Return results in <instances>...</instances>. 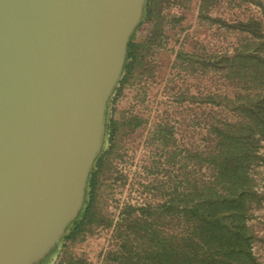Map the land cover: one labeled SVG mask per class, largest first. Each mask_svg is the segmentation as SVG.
<instances>
[{
  "label": "water",
  "instance_id": "1",
  "mask_svg": "<svg viewBox=\"0 0 264 264\" xmlns=\"http://www.w3.org/2000/svg\"><path fill=\"white\" fill-rule=\"evenodd\" d=\"M146 0H0V264H39L83 206Z\"/></svg>",
  "mask_w": 264,
  "mask_h": 264
},
{
  "label": "rangeland",
  "instance_id": "2",
  "mask_svg": "<svg viewBox=\"0 0 264 264\" xmlns=\"http://www.w3.org/2000/svg\"><path fill=\"white\" fill-rule=\"evenodd\" d=\"M201 0H170L158 5L162 24L155 42L129 78H120L109 98L106 119L114 121V148L105 157L98 200L102 221L86 232L82 240L61 238L42 264H117L110 253L120 243L118 224L127 206L155 207L173 193L188 192L194 181L202 183L212 175L208 163L216 145L215 127L238 120L223 105L206 101L209 95L234 97L239 81L226 77V70L206 60L219 58L243 40L246 33L227 28L219 21L199 15ZM205 14L229 23L251 17L262 20L259 6L241 0H211ZM152 21L145 19L133 41L142 42L151 34ZM192 58L194 61L180 59ZM204 60L203 63L200 60ZM123 75H121L122 77ZM134 127H131V125ZM157 127L169 135L159 145L148 140ZM103 141L102 148L109 146ZM260 153L264 154V140ZM256 187L264 196V163L253 171ZM136 214V212H135ZM257 232L254 252L264 264V199L250 220ZM175 232L174 224L158 226Z\"/></svg>",
  "mask_w": 264,
  "mask_h": 264
},
{
  "label": "trees",
  "instance_id": "3",
  "mask_svg": "<svg viewBox=\"0 0 264 264\" xmlns=\"http://www.w3.org/2000/svg\"><path fill=\"white\" fill-rule=\"evenodd\" d=\"M162 1L146 0L143 17L152 21L151 34L142 42H134L131 35L122 78L131 77L135 68L144 63L143 58L159 33L162 16L157 8ZM253 3L264 13V0H241ZM211 0H201V17L219 21L227 28L246 33L238 45L233 46L219 58L206 60L214 67L226 70V77L239 81L242 90L234 97L209 95L206 101L223 105L239 118L215 127L216 145L209 157L212 168L209 180L189 186V191L173 193L155 207L135 208L127 206L122 221L118 224L120 243L110 253L117 264H262L253 246L257 232L250 223L254 210L261 205L264 196L255 186L253 171L257 164L264 163L260 153L264 140V34L262 20L249 18L229 23L221 18L205 14ZM183 54L177 53L180 59ZM187 59L194 61L191 57ZM201 60V59H197ZM109 108H107V115ZM131 125V124H129ZM134 125V124H133ZM131 125V127H134ZM116 123L106 119L105 140L109 146L101 148L90 170L83 206L76 218L67 226L63 236L70 242L82 240L86 232L102 221L99 189L101 175L106 167L105 157L114 148L113 137ZM162 136L169 135L159 128ZM161 136V137H162ZM136 212V214H135ZM172 223L175 232L158 229ZM52 250L41 262L42 264ZM81 260L67 257L66 264Z\"/></svg>",
  "mask_w": 264,
  "mask_h": 264
},
{
  "label": "flooded vegetation",
  "instance_id": "4",
  "mask_svg": "<svg viewBox=\"0 0 264 264\" xmlns=\"http://www.w3.org/2000/svg\"><path fill=\"white\" fill-rule=\"evenodd\" d=\"M159 128L160 127H157L154 134L151 135V138H149V142L152 143V144H156V145H159L160 143V139H161V135L159 133ZM40 264V263H39Z\"/></svg>",
  "mask_w": 264,
  "mask_h": 264
}]
</instances>
